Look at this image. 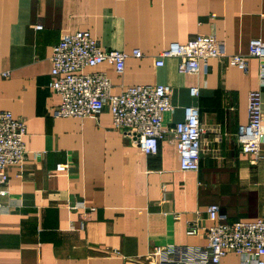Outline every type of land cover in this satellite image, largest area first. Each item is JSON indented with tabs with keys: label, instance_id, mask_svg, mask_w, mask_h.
I'll list each match as a JSON object with an SVG mask.
<instances>
[{
	"label": "crops",
	"instance_id": "0c3cea01",
	"mask_svg": "<svg viewBox=\"0 0 264 264\" xmlns=\"http://www.w3.org/2000/svg\"><path fill=\"white\" fill-rule=\"evenodd\" d=\"M77 30L104 49L142 50L123 74L106 63L85 69L105 71L113 93L169 85L167 126L184 120L186 106L199 107L198 171L180 169L170 135L157 155H144L115 129L108 105L97 116L54 114L62 99L50 87L53 46ZM212 34L228 53L248 55L253 38L264 40V0H0V111L26 121L28 149L25 165L8 169L0 264H152L154 246H205L212 204L229 221L264 218V145L256 159L235 137L248 122L249 92L260 88L259 60L249 57L246 73L225 58H210L197 74L179 72L177 58L155 63L171 43ZM61 162L66 172L55 171ZM193 221L203 229L197 236L187 233ZM219 264L242 261L231 251Z\"/></svg>",
	"mask_w": 264,
	"mask_h": 264
},
{
	"label": "built area",
	"instance_id": "2783aa9c",
	"mask_svg": "<svg viewBox=\"0 0 264 264\" xmlns=\"http://www.w3.org/2000/svg\"><path fill=\"white\" fill-rule=\"evenodd\" d=\"M41 24L36 29H42ZM142 57L141 49L131 54L119 49H104L89 31L77 30L63 33L53 46L50 87L60 94L61 103L54 114L61 117H91L100 114L106 105L112 115L113 126L132 139L146 156L159 153L160 142L168 135L176 143L180 169L198 171L201 158V138L205 128L200 119V109L195 105L185 107V118L171 126L164 124V116L174 111L172 89L166 84H135L122 86L113 93V84L105 71L86 72L88 67L112 65L123 74L130 56ZM249 57L259 60V85L264 87V40L253 38L249 53L230 54L225 42L216 35H199L187 43L173 42L160 52L157 66L164 59L177 58L179 72L197 74L202 64L210 58H225L232 66L245 73L249 70ZM10 76V71L1 73ZM248 95V122L238 127L237 144L245 154L261 158L264 145V109L261 89ZM193 97L199 88L192 87ZM26 121L16 118L9 110L0 111V212L2 198L9 194L11 166L22 168L28 157L25 138ZM67 162L58 163L56 172H66ZM212 222L206 228L208 243L205 246H154L147 255L152 264H219L228 252L240 255L242 264H264V218L249 221H229L219 204L207 208ZM203 229L196 221L190 223L189 236L199 235Z\"/></svg>",
	"mask_w": 264,
	"mask_h": 264
}]
</instances>
